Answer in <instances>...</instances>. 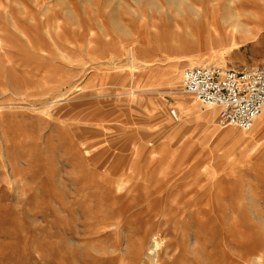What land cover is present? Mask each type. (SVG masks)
Wrapping results in <instances>:
<instances>
[{
    "label": "rangeland",
    "instance_id": "rangeland-1",
    "mask_svg": "<svg viewBox=\"0 0 264 264\" xmlns=\"http://www.w3.org/2000/svg\"><path fill=\"white\" fill-rule=\"evenodd\" d=\"M255 2L0 0V264H264L263 117L181 84L264 64Z\"/></svg>",
    "mask_w": 264,
    "mask_h": 264
},
{
    "label": "built area",
    "instance_id": "built-area-1",
    "mask_svg": "<svg viewBox=\"0 0 264 264\" xmlns=\"http://www.w3.org/2000/svg\"><path fill=\"white\" fill-rule=\"evenodd\" d=\"M181 84L198 102L218 110L222 126L250 131L264 110V66H188L182 73Z\"/></svg>",
    "mask_w": 264,
    "mask_h": 264
},
{
    "label": "bare ground",
    "instance_id": "bare-ground-1",
    "mask_svg": "<svg viewBox=\"0 0 264 264\" xmlns=\"http://www.w3.org/2000/svg\"><path fill=\"white\" fill-rule=\"evenodd\" d=\"M254 4H255L254 6H256V9L253 10V11L248 12V14L256 17L259 20L264 19V2H257V3L255 2ZM229 12H230L231 15L230 14L227 15V18H225V21L231 22L233 24V29L234 30L239 31V32H249L250 31V28L248 27L247 24L241 23V22L237 21V19H235V17L238 16L235 11H229ZM197 13H199V12L197 11ZM200 60H201L200 63H203V64L206 63L203 59L200 58ZM132 67L134 68L135 72L138 71L137 67L135 68L134 63L132 64ZM172 166L174 167L175 165L172 164ZM169 168L172 169V167H169ZM164 171L162 173L160 172L161 174L164 173V179H162V181L165 184H170L171 180L168 179V171H166V172H164ZM152 243L153 244H152V249L150 250V254L152 255V259H155L154 255L156 254L157 250H159L161 248L162 239L159 238L158 236H154L153 239H152ZM152 261H154V260H152ZM154 262H156V261H154Z\"/></svg>",
    "mask_w": 264,
    "mask_h": 264
},
{
    "label": "crops",
    "instance_id": "crops-1",
    "mask_svg": "<svg viewBox=\"0 0 264 264\" xmlns=\"http://www.w3.org/2000/svg\"><path fill=\"white\" fill-rule=\"evenodd\" d=\"M258 21H259V23H261V24L264 23V20H258ZM259 66H264V64L256 65V66H250V67H259ZM250 67H248V68H250ZM261 115H262V117H263V118H262L263 121H262V123H261V127L263 128V127H264V111H262Z\"/></svg>",
    "mask_w": 264,
    "mask_h": 264
}]
</instances>
